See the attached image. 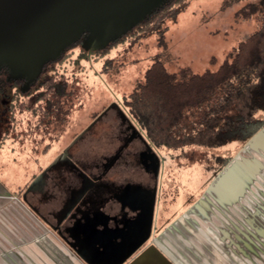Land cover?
<instances>
[{
    "label": "rangeland",
    "instance_id": "rangeland-1",
    "mask_svg": "<svg viewBox=\"0 0 264 264\" xmlns=\"http://www.w3.org/2000/svg\"><path fill=\"white\" fill-rule=\"evenodd\" d=\"M162 1L0 0V64L7 63L14 72L27 73L33 64L55 55L73 39L81 38L68 54L72 61L66 63V75H72L75 82L65 121L38 127L34 124L35 116L25 109L16 131L18 136L9 134L0 154L15 151V156L23 157L22 164L38 170L44 164H48L49 170L68 149L81 152V158L87 159L94 153L100 157L119 143L115 140L117 128L130 125L124 115L146 146L138 149L136 158L132 154L128 157V172L124 175L131 176L136 171V160L144 157L145 151L153 155L150 164L155 168L154 220L160 218L159 206L175 204L177 209L173 213L179 214L186 206L193 208L210 197L216 198L214 195H222L224 181L230 185L233 180L241 192L251 190L264 200V195L256 191L257 187H264V131L247 141L234 140L214 148L190 146L184 151L169 152L152 147L139 125L128 116L123 97L143 78L152 56L160 49L153 34L107 44ZM248 1L252 0H239L221 9L223 0H189L186 9L175 19L164 22V39L170 56L166 68L175 71L189 66L194 72L216 68L242 35L257 27L254 19L234 21V11ZM24 31L26 40L22 37ZM102 47L107 48L98 54ZM106 59H112L113 66L102 70ZM258 116L264 118V110ZM215 156L229 158L222 170L218 169L222 164ZM153 157L158 164L153 163ZM34 185L32 180L30 187ZM115 228L110 225L107 231L120 235L122 231L116 225ZM84 243L89 251L97 252L94 243ZM64 253L66 257L59 258L57 264L62 261L72 264L71 260L74 264H88L80 261L67 244ZM48 263L52 264L49 259Z\"/></svg>",
    "mask_w": 264,
    "mask_h": 264
},
{
    "label": "trees",
    "instance_id": "trees-1",
    "mask_svg": "<svg viewBox=\"0 0 264 264\" xmlns=\"http://www.w3.org/2000/svg\"><path fill=\"white\" fill-rule=\"evenodd\" d=\"M238 2L223 0L221 9ZM188 4L189 0H163L107 44L153 34L160 49L152 56L143 78L123 97L128 116L152 147L169 152L250 140L264 129V118L258 116L264 110V0L248 1L234 11L235 22L254 19L257 27L242 35L216 68L194 72L182 66L169 71L165 66L170 56L164 22L175 19ZM80 41L77 37L55 55L45 57L30 75L0 64V144L9 134L18 136L16 129L25 109L35 116L36 126L65 121L75 82L72 75H66V63L72 61L68 54ZM106 48H99L97 53ZM111 62L106 59L102 70L111 68ZM215 160L221 162L220 170L229 162L228 157L215 156Z\"/></svg>",
    "mask_w": 264,
    "mask_h": 264
},
{
    "label": "crops",
    "instance_id": "crops-1",
    "mask_svg": "<svg viewBox=\"0 0 264 264\" xmlns=\"http://www.w3.org/2000/svg\"><path fill=\"white\" fill-rule=\"evenodd\" d=\"M137 137V147L145 148ZM4 142L5 139L0 150ZM14 153L0 154V264H49L48 259L57 264L59 258L66 257V244L83 261L42 217L48 205L39 211L32 206L56 173L58 163H53L49 170L48 164L40 165L38 170L22 164L23 157ZM63 155V159L70 156L81 159V152L75 149H68ZM128 176L133 182L143 178L137 170ZM69 179V184H77L74 176ZM32 180L36 183L33 189ZM89 180L87 177L86 181ZM232 182L230 186L224 181L222 195H214L216 198L210 197L193 208L186 206L179 214L173 213L177 209L175 204L159 206L160 218L154 220L153 212L150 217V234L155 231L152 238L149 235L124 263L264 264V200L251 190L241 192L236 182ZM256 191L264 195V187H257ZM165 214L169 217L165 218Z\"/></svg>",
    "mask_w": 264,
    "mask_h": 264
},
{
    "label": "flooded vegetation",
    "instance_id": "flooded-vegetation-1",
    "mask_svg": "<svg viewBox=\"0 0 264 264\" xmlns=\"http://www.w3.org/2000/svg\"><path fill=\"white\" fill-rule=\"evenodd\" d=\"M30 71L21 74L30 75ZM115 137L119 143L100 157L94 153L87 159L83 156L81 159L71 156L69 159L60 158V163L54 168L56 173L43 187L42 196L32 205L37 211L48 205L42 217L58 235L79 250L80 232L75 233V226H81L95 216L106 218L107 224L114 228L120 222L125 226L141 211H144L147 221L149 214L152 215L150 204H153V209L155 206V168L150 164L153 155L145 151L144 157L136 160V170L143 178L138 177L133 182L128 174H124L128 172V157L132 154V158H136L138 149H141L135 146L138 140L136 130L131 125H120ZM153 163L158 164V160L154 159ZM70 175L76 178L74 186L68 183ZM87 177L89 181H86ZM133 247L135 244L126 253Z\"/></svg>",
    "mask_w": 264,
    "mask_h": 264
},
{
    "label": "water",
    "instance_id": "water-1",
    "mask_svg": "<svg viewBox=\"0 0 264 264\" xmlns=\"http://www.w3.org/2000/svg\"><path fill=\"white\" fill-rule=\"evenodd\" d=\"M24 33L25 31L22 32V37H24L23 39L26 38ZM122 117L126 119L132 126L126 116L123 115ZM263 131L264 129L252 138L258 136ZM152 205L150 204L149 207L150 212L153 210ZM150 217L151 213L149 214V218L146 221L145 213L144 211H141V213L135 219L131 220L129 223L126 222L125 226L122 222L118 223L116 227L117 229L121 230L122 233L120 235H116L110 231H107V228H110V225L107 224L106 218L104 219V222H100L97 221V218L104 217L95 216L92 219H88L85 224H80L81 226L74 227V231L76 230L75 233L80 232L79 244L81 245V250L75 248L72 244H70V247L81 259L85 260L88 264H122L149 237L151 225ZM123 226L124 228H119ZM84 242L94 243L98 249L97 252L89 251L86 248V245L83 246L86 244ZM134 244L135 247L126 253L127 250H129Z\"/></svg>",
    "mask_w": 264,
    "mask_h": 264
}]
</instances>
